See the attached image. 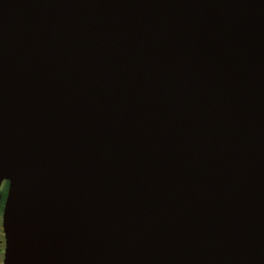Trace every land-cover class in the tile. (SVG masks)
<instances>
[{"label": "water", "instance_id": "water-1", "mask_svg": "<svg viewBox=\"0 0 264 264\" xmlns=\"http://www.w3.org/2000/svg\"><path fill=\"white\" fill-rule=\"evenodd\" d=\"M4 181L5 264H264V0H0Z\"/></svg>", "mask_w": 264, "mask_h": 264}, {"label": "flooded vegetation", "instance_id": "flooded-vegetation-1", "mask_svg": "<svg viewBox=\"0 0 264 264\" xmlns=\"http://www.w3.org/2000/svg\"><path fill=\"white\" fill-rule=\"evenodd\" d=\"M8 182L4 181L0 187L1 199H0V215H2V220H0V264H5V253H6V235L4 230V209L7 197Z\"/></svg>", "mask_w": 264, "mask_h": 264}, {"label": "snow or ice", "instance_id": "snow-or-ice-1", "mask_svg": "<svg viewBox=\"0 0 264 264\" xmlns=\"http://www.w3.org/2000/svg\"><path fill=\"white\" fill-rule=\"evenodd\" d=\"M5 230H6V211H5Z\"/></svg>", "mask_w": 264, "mask_h": 264}, {"label": "clouds", "instance_id": "clouds-1", "mask_svg": "<svg viewBox=\"0 0 264 264\" xmlns=\"http://www.w3.org/2000/svg\"><path fill=\"white\" fill-rule=\"evenodd\" d=\"M0 220H2V215H0ZM0 259H2V258H0Z\"/></svg>", "mask_w": 264, "mask_h": 264}]
</instances>
